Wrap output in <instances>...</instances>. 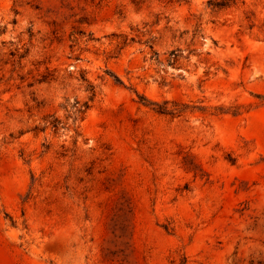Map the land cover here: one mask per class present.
I'll return each instance as SVG.
<instances>
[{"label": "rangeland", "instance_id": "374dc122", "mask_svg": "<svg viewBox=\"0 0 264 264\" xmlns=\"http://www.w3.org/2000/svg\"><path fill=\"white\" fill-rule=\"evenodd\" d=\"M0 264H264V0H0Z\"/></svg>", "mask_w": 264, "mask_h": 264}]
</instances>
